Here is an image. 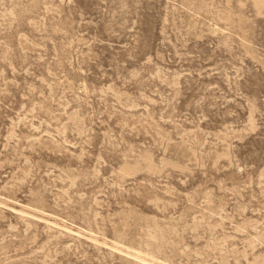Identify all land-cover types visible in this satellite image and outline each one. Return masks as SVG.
<instances>
[{
    "label": "rangeland",
    "instance_id": "obj_1",
    "mask_svg": "<svg viewBox=\"0 0 264 264\" xmlns=\"http://www.w3.org/2000/svg\"><path fill=\"white\" fill-rule=\"evenodd\" d=\"M0 264H264V0H0Z\"/></svg>",
    "mask_w": 264,
    "mask_h": 264
}]
</instances>
